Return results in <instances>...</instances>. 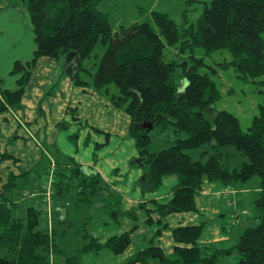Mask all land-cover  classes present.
<instances>
[{
  "label": "trees",
  "instance_id": "trees-1",
  "mask_svg": "<svg viewBox=\"0 0 264 264\" xmlns=\"http://www.w3.org/2000/svg\"><path fill=\"white\" fill-rule=\"evenodd\" d=\"M101 1L27 0L37 47L26 64L15 62L13 70L21 73L18 87L0 90V113L23 107L26 84L40 56L76 53L79 70L85 69L84 60L94 56L92 84L99 90H107L113 83L118 87L119 92L111 98L131 115L130 135L147 169L150 188L160 186L168 174L177 175L170 199L155 202L162 218L173 212L196 210V195L205 178L227 184L255 175L262 178L263 190L255 200L259 221L247 226L233 246L214 248L207 254L208 247L199 244L203 224L180 225L173 229L176 244L171 254L151 242L128 264H217L234 250L240 254L236 264H264V102L247 130L232 112L223 109L210 113L220 98L219 90L209 72L200 71L204 57L193 53L198 46L206 54L228 49L238 75L254 81L264 93V0H211L197 25L189 26H179L167 12L153 11V21H135L117 30L112 27L109 12L99 9ZM177 42L180 53L169 59L165 46ZM99 44L104 47L101 55L96 52ZM187 48L192 52L185 57L182 54ZM78 73L75 82L87 83ZM208 111L211 116L206 115ZM143 122H153L152 128ZM154 128L158 133L170 130L178 136L168 146L152 150ZM225 149L245 159L230 165L228 157L223 156ZM1 157L12 155L4 152ZM64 170L57 166L55 171V195L73 191L75 204L103 196L98 172H86L75 162L69 171ZM29 174L27 170L20 173ZM78 178L81 190L75 185ZM14 179L11 174L1 184L0 176V264H49L53 249L65 255L67 264H80L77 255H66L61 248L63 235L59 232L65 228L55 227L51 232L40 226L41 210L30 207L25 216L13 215L8 191L16 185ZM55 235L59 239L54 242ZM83 238L81 251L108 247L121 253L131 243L129 232L113 235L105 242L87 232Z\"/></svg>",
  "mask_w": 264,
  "mask_h": 264
},
{
  "label": "crops",
  "instance_id": "crops-1",
  "mask_svg": "<svg viewBox=\"0 0 264 264\" xmlns=\"http://www.w3.org/2000/svg\"><path fill=\"white\" fill-rule=\"evenodd\" d=\"M36 47L27 0H0V90H14L18 87L21 73L13 70L15 62L18 60L26 64L33 57ZM88 60L83 61L85 69L79 70L76 53H67L59 57L40 56L26 84L22 98L23 107L10 108L0 113L1 184L6 183L11 174L15 175L13 181L16 185L8 191V195L13 200V215L25 216L30 207L41 210L46 221V224L41 226L43 228L48 227V220H50L51 224L55 222L54 226L57 230L62 229V221L68 220V217L64 215L65 205L68 204L69 197L73 202L75 201V192L69 191L55 195L56 188H54V212L53 216L47 219L44 199L40 192L49 176L50 153L57 160L59 168H65L64 171H69L75 162L83 166L86 172L90 170L98 172L101 176L100 185L103 188V196L107 198V205L110 204L111 207L115 201H118L121 206V198L124 203L126 200L134 202L133 208L149 200L163 202L164 199L171 197L172 188L177 182L176 174L164 176L163 180L170 184L167 186L169 190L156 192L154 193L156 196L151 198L145 197L144 192V197L139 195L135 197L127 192L126 188L129 189L131 183L142 180L144 173L141 167L145 166L139 161H135L136 166L131 162L133 159L140 158L135 139L129 131L132 118L111 98V95L119 92L118 88L112 84L107 90H99L93 86L91 72H94L95 67H93L94 63L89 64ZM78 71L80 78L87 83L75 82L74 76ZM63 122L67 125L63 126ZM4 152L12 157L2 158L1 154ZM239 156L242 158L241 155ZM22 170L30 171V174L21 176ZM53 178L55 181V171H53ZM33 184L36 190L32 192L29 190L31 188H27ZM248 190L239 182L227 184L205 178L202 189L196 195L197 209L194 212L191 211V214L184 211L182 213L185 214L177 212L169 216L173 217L174 224H197L200 221L196 222V213L202 215V211H209L206 202L209 200L210 204L216 205L222 197L221 201L225 206L215 208V215H220L222 222L218 226L220 238L216 241L224 240L222 247H230L236 244L244 229L249 226L250 218L239 216L238 221L232 222L227 229V216L229 218L236 208L242 207L239 191L247 192ZM64 195L68 196L67 199L62 198ZM152 204L151 201L147 203L148 211L151 210V213L155 212L154 207L150 206ZM97 206L104 212L110 211L107 206ZM225 208H228L229 212L225 211ZM147 213L149 215V212ZM258 216L256 215V221H259ZM185 217L191 223L183 221ZM165 219L167 221V218ZM161 223L164 226L161 233L158 232L160 234H157L156 240L154 235L148 244L153 242L164 250L162 234L164 230L171 231L172 227L169 223L164 224V220ZM155 229L153 228V233ZM203 237V235L200 237L199 244L208 247L206 252L210 254V250L214 248L206 245L208 242L204 241ZM173 242L168 244L169 251L165 252L168 255L174 251L175 239ZM237 253L239 254L237 250H234L230 255L223 256L224 262H220L219 259L217 264H236L240 256L232 257L231 255H237ZM56 261L57 264H67L65 257L61 255L57 256Z\"/></svg>",
  "mask_w": 264,
  "mask_h": 264
},
{
  "label": "rangeland",
  "instance_id": "rangeland-1",
  "mask_svg": "<svg viewBox=\"0 0 264 264\" xmlns=\"http://www.w3.org/2000/svg\"><path fill=\"white\" fill-rule=\"evenodd\" d=\"M210 2L211 0H103L99 3L98 7L99 9L109 12L112 27L114 30H117L120 25H130L135 21H153V11L167 12L179 26H182L184 24L186 26L197 25L199 18L203 14L206 4ZM180 49V42L174 44L167 43L165 46L166 56L169 59L177 58L178 54L180 53ZM103 50L104 47L101 44H99L96 48V52H98L99 55L102 54ZM191 52V49L187 48L184 50L182 55L188 57ZM193 53L197 57H204V65L200 67V71L209 72V74L214 78L217 84V88L219 90L220 98L219 100H217L216 103L212 105L210 113H214L216 110L218 111L223 109L232 112L240 119L243 129L247 130L248 127L251 125L254 115L259 112L260 104L264 102V93L257 87L254 81H252L251 79H244L238 75V71L235 69L234 65L230 63L232 55L228 49H219L212 52L211 54H206L204 48L198 46L195 47ZM95 61L96 58L94 56L88 60L89 64H93ZM180 76L181 74L179 75V77ZM112 86L118 88L114 83L112 84ZM210 113L208 111L206 112V115L211 116ZM176 136H178V134H173L170 130L165 131L163 133H158L157 128H154L151 131L152 150H158L168 146L169 141ZM223 156L224 159L228 157L227 161L229 160L230 165H234L236 164V162H239V160L241 161L245 159V157H243L242 155L241 156L243 159L239 156V154L236 155V153L234 154L233 151L226 149L225 154ZM49 158V169L52 164V170L56 171L58 166L57 160L51 153L49 155ZM133 161L134 159L131 160L132 165L136 166V162ZM141 168L144 173L142 180H133L134 182L130 184V188H126L128 193H131L135 197L137 195L144 197V192L145 197L151 198L156 196V194H154L156 192L169 190H167V186L170 184H168L165 179L157 188H150V183L145 177V172H147V169L145 166ZM78 181L79 178L75 182V185H77L78 190H81L80 186H78ZM239 183L242 184V186H244L245 188H248L249 190L247 192L239 191V200L243 204L242 207L240 206L235 209V211L230 215L231 217L229 216L230 219L227 216V229L230 228L232 222H235V220L238 221L239 216H249V225H256L258 223V221L255 220L256 215H258V212L254 201L259 197L261 191L263 190L262 178L258 175H255L246 181H239ZM133 188H135V190H133ZM27 189L33 192L34 190H36V186L33 184L30 185V187H28ZM54 197L55 195L53 184V200ZM67 197L68 196L64 195L62 198L67 199ZM169 199L170 197L164 199L163 202H167ZM221 199L216 205L210 204L208 200V202L206 203L207 207H209V211H202V215L196 213L197 218L195 220L196 222L200 221L197 224H203L201 236H204L203 239L204 241L206 240V242H208V244L206 245H209L210 248L222 247V244L225 242L224 240L216 241L220 238V227L218 228V226L222 222L221 216L215 215V208H222V206H225ZM106 200L107 198L100 194L99 196L96 195L92 197L88 201L75 204L71 200V197H69L68 204L65 205L64 215L68 217V220L67 222H63V226H61L65 229H60L61 231L59 232V234L63 235L60 238V245L66 255H77L80 264H128V261L133 257L136 252H138L141 248L146 247V245H149L148 242L154 235V240L157 239V234L161 233H158V231H162V228L164 227L163 223H161L162 220H164V224L169 223V226L172 227L171 231L167 229V231L165 232L164 230L162 234V245L164 247L165 252H167L169 251V242H171V244L174 243L173 229L177 226L185 225L181 223L174 224L172 216L174 213L177 212L171 213V217L169 216L171 214H168L167 216L162 218L158 211L154 210L156 209V203L160 202L155 199L153 201H148H151L153 203L150 206L154 207L153 210L155 212L152 213L150 212L151 210L148 211L149 206L147 205V201L146 203H141L136 208H133L134 202L126 200V202L124 203L123 198H121V206L119 205L118 201H115L112 204V207L109 203L108 206V201ZM212 201H214V199H212ZM43 204L44 207H46L47 211L46 203L43 202ZM97 205L109 207V213L102 211L100 208H98ZM112 208H114V210ZM237 210L241 212L236 213ZM242 210H246V212H242ZM225 211L229 212V209L225 208ZM53 212L54 203L51 213L49 215L48 212L46 213V216L48 217L47 219L53 216ZM147 212H149V215ZM179 212L182 213L184 211ZM188 212V214H191V211ZM192 212H194V210ZM165 218H167V221ZM49 221L50 220H48L47 228L49 231L53 232L55 229V222L51 224ZM183 221H189L191 223V221L188 220L186 217ZM45 224L46 221L42 214L40 226H44ZM153 228H156L154 233ZM86 232L90 236L99 238V241L101 242H105L108 238L113 235H120L125 232H129L131 235V243L121 253H115L108 247H103L100 250H87L81 252L84 239L83 235ZM56 236L57 235H55L54 237V242L57 238L59 239V236ZM99 251H101L100 254H98ZM211 252L212 250H210L209 253ZM238 255L240 256V254L238 253L237 255L234 254L231 256L235 257ZM57 256V252H55V250L53 249L51 251L49 259L53 260L54 262H57ZM224 258L221 257L220 262H224ZM114 260L116 261L113 262Z\"/></svg>",
  "mask_w": 264,
  "mask_h": 264
},
{
  "label": "built area",
  "instance_id": "built-area-1",
  "mask_svg": "<svg viewBox=\"0 0 264 264\" xmlns=\"http://www.w3.org/2000/svg\"><path fill=\"white\" fill-rule=\"evenodd\" d=\"M52 169L53 168L51 164V167L49 169V176L47 177V180L45 181L43 185V189L40 192V194L43 196L44 202L46 203L48 215L51 213L53 203H54V200L52 199L53 182H54ZM239 212L241 211L237 210L236 213H239ZM242 212H246V210H242ZM49 264H55V262L53 260H50Z\"/></svg>",
  "mask_w": 264,
  "mask_h": 264
},
{
  "label": "water",
  "instance_id": "water-1",
  "mask_svg": "<svg viewBox=\"0 0 264 264\" xmlns=\"http://www.w3.org/2000/svg\"><path fill=\"white\" fill-rule=\"evenodd\" d=\"M183 82H184V80H183ZM143 125L144 126H146L147 128H152V126H153V122H143ZM140 162L141 161V158H136L133 162Z\"/></svg>",
  "mask_w": 264,
  "mask_h": 264
}]
</instances>
